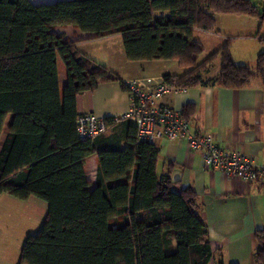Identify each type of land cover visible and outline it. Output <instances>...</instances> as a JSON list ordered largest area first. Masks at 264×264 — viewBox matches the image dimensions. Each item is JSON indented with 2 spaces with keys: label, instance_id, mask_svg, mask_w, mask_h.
<instances>
[{
  "label": "trees",
  "instance_id": "trees-1",
  "mask_svg": "<svg viewBox=\"0 0 264 264\" xmlns=\"http://www.w3.org/2000/svg\"><path fill=\"white\" fill-rule=\"evenodd\" d=\"M254 0H0V196L47 202L44 223L23 245L19 264H208L214 250L191 186L176 189L171 168L158 173L160 148L141 140L133 125L129 145L102 134L81 139L78 95L116 79L55 29L74 26L95 38L120 35L131 61L176 60L186 71L165 83L186 88L264 86V50L255 66L237 63L228 43L201 58L200 29L212 32L216 14L264 19ZM264 43V37L261 38ZM66 69L59 81L58 59ZM219 59L214 79L202 73ZM190 106L182 113L189 120ZM107 129L115 125L107 117ZM99 154L97 180L85 162ZM255 264H264V228L255 233ZM220 264H224L223 261Z\"/></svg>",
  "mask_w": 264,
  "mask_h": 264
},
{
  "label": "crops",
  "instance_id": "crops-1",
  "mask_svg": "<svg viewBox=\"0 0 264 264\" xmlns=\"http://www.w3.org/2000/svg\"><path fill=\"white\" fill-rule=\"evenodd\" d=\"M30 1L39 5L58 0ZM218 15H215L216 20ZM55 30L77 40L82 54L108 68L116 77L100 82L94 90L80 93L77 99L79 113L91 112L104 117L119 115L132 106L131 94L124 84L127 80L137 79L141 87L150 89L164 82L165 74L181 75L186 71L179 64L169 66L170 60H129L122 38H117L120 35L95 38L92 32H83L71 25L57 26ZM113 39L118 44H103L105 41L111 43ZM263 50L264 45L259 52ZM220 70L221 61L217 59L202 77L205 80L216 78ZM58 71L63 86L67 75L65 65L62 69L59 59ZM160 103L182 111L190 106L189 122L193 131L212 137L219 147L230 152H241L256 165H264V86L260 79H253L243 88L192 87L184 93L168 95ZM132 126L131 122L123 121L110 126L101 136L107 143H120L121 147H126ZM5 137L0 138V144ZM156 144L160 148L158 173L163 174L171 168L177 190L191 186L198 194L200 214L214 250L208 264H220L221 261L224 264H255V233L264 228V175L255 181L227 176L219 169L205 166L202 152L192 150L181 138L162 139ZM98 166V153L87 157L86 176L92 184L96 183ZM0 264L18 263L0 260Z\"/></svg>",
  "mask_w": 264,
  "mask_h": 264
},
{
  "label": "built area",
  "instance_id": "built-area-1",
  "mask_svg": "<svg viewBox=\"0 0 264 264\" xmlns=\"http://www.w3.org/2000/svg\"><path fill=\"white\" fill-rule=\"evenodd\" d=\"M264 9V0H257ZM130 92L132 106L124 113L110 116L114 123L131 122L141 140L158 142L162 139H184L192 150L202 152L204 165L221 170L227 176H237L246 181H255L264 175V165H256L241 152H230L217 145L214 139L192 130L182 110L161 104L168 95L186 92L189 88L161 82L153 88L144 89L137 79L125 83ZM107 117L94 113H81L77 120V131L81 139L106 132Z\"/></svg>",
  "mask_w": 264,
  "mask_h": 264
},
{
  "label": "rangeland",
  "instance_id": "rangeland-1",
  "mask_svg": "<svg viewBox=\"0 0 264 264\" xmlns=\"http://www.w3.org/2000/svg\"><path fill=\"white\" fill-rule=\"evenodd\" d=\"M254 1L259 6L258 1ZM262 37H264V19L231 13L218 15L212 32L200 29L194 31V38L204 46L201 58H204V53L205 55L213 53L223 44L228 43L235 62L249 63L252 66H255L259 50L264 45ZM103 44H118V41L113 39L111 43L105 41ZM214 62L202 74H207ZM59 64L64 69L61 58ZM168 64L169 66L175 64L177 67L178 63L176 60H170ZM10 121L9 116L2 138L7 133ZM47 212L48 204L40 198L32 197L30 201H26L7 193L0 196V260L19 264L26 238L39 232Z\"/></svg>",
  "mask_w": 264,
  "mask_h": 264
}]
</instances>
